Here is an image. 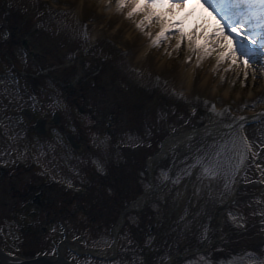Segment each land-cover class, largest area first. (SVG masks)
Masks as SVG:
<instances>
[{"label":"rangeland","instance_id":"obj_1","mask_svg":"<svg viewBox=\"0 0 264 264\" xmlns=\"http://www.w3.org/2000/svg\"><path fill=\"white\" fill-rule=\"evenodd\" d=\"M78 1L0 0V6H4V9L0 8V18L4 21L3 25L5 24L4 26H6V24H9L11 29L22 34H25L26 31L30 32L32 39L40 40V43L46 47L44 55H46L47 59L44 56L43 59H45H42V64L44 65L48 61L51 62L44 66L49 69V72L43 76L41 82L36 77L37 74L26 78L22 77L20 73H12L9 70L5 71L6 69H11L13 67L12 64L17 66L18 69L20 68L19 70H37L36 64L31 60L33 57L22 53L20 47L16 51L18 54L12 59L9 58L7 60V57L4 56V59L0 61V70L3 72H1L2 76H0V105H6L4 102L9 104V101L14 102V104L23 102L30 103L28 93H30L31 86L34 85L38 92L45 90L51 96H54L56 94L55 92H57V86L51 84L54 81L53 78L60 79L62 71L72 69L74 66H77L79 69L84 68L86 70L85 73L91 72L93 61H88L87 57L92 55V53H96V51H88L86 48H82L85 46L84 43L89 40V38L87 40L82 38L84 26L89 27L87 33L88 37H90L92 29L99 25L96 24L98 19L107 18V22L110 20L109 26L104 23L102 26L108 33L103 35L98 34L99 36L96 40L98 39L99 45H102L103 53L106 54L105 57L109 56L112 60L111 65L119 66L124 70L126 81L122 85L118 83L113 85L112 92L102 94L104 98L103 102L109 107V112L115 113L114 109H116V111L119 110V113L122 114L123 110L119 108L115 101H112L111 94L113 93L115 96H118L117 99L127 104L130 102L128 99H134L136 97L137 93H134L129 88L130 84L135 85L138 87V95L142 90V95L138 96L135 100H131L137 104L138 109H141V106L144 107V111H141L139 114L146 115L148 113V116H152L154 120L159 118V123L148 121V119L142 116L143 118H136V124L133 121L131 123L132 125H127L124 129L120 120L110 130L112 134H115L114 129L116 128L118 132L115 135H118V137H110V134H108L109 123L107 119L102 122V126L99 128L100 130L94 127V124L99 123L100 120L97 123H88L87 129L92 126L93 136L90 137V141L93 148L83 151L74 150V153L72 152L74 154L73 157L71 156V152H63L64 149H68L63 146L60 151L62 152V156H60L61 160L60 158L56 159L52 157L53 150H50L51 147L46 146L43 148L41 146L42 144L36 146L38 156L41 155V159L44 162L46 161L48 166L52 169L56 165L60 166L59 172L62 173L61 180L63 183L74 184L73 191L63 196H57V199L63 200L65 204L70 203V208L74 212V215L70 214L67 218L63 215L64 221L69 225H73V227L75 224L77 225V227H74L71 236L76 238L78 237L77 235L84 232L89 242L93 243L96 247L103 248L110 245L112 236H110L109 231L113 233V226L116 223L117 217H119V211L124 207L122 203L124 200H121V197H119L121 187L126 185V191L128 192L127 198H136L144 188L149 186L147 159L154 152L145 150L141 145L145 144L148 146L152 143L150 134L148 133L152 130H150V127L155 126L156 130L158 125L159 127H164L162 132L165 131V139L175 129H181L183 127L191 128L201 124L202 121L207 122L212 120L211 109L213 105L218 107L219 114L222 113L219 116L224 120L237 119L247 113L264 110L263 71L260 70L258 63L251 64L249 68L245 69L239 61L236 64H231L227 59H224L218 65L216 64L215 68V82L220 87L218 92L210 93L208 90L197 87L189 90L182 86L181 88L178 84L176 85V78L172 75L170 69H160L156 59L159 62L165 56L168 58L166 61H170L171 65H178L186 59L188 54L191 56L193 50L189 48V39L193 41L192 38L181 39L179 30H168V34L166 35L165 33V35L169 38L161 41L158 47H151L153 56H148L149 58L143 57L141 60L136 58L132 53L133 48L130 46V43L127 40L123 41L119 33L116 34L115 29L110 25L111 20H114L116 23L119 19V17L117 18L119 13L115 11L116 0H112L111 5H105L101 3V0H81L80 12L76 7ZM101 6L102 11H98ZM164 9L169 11V6ZM78 19H80V22L77 24L76 21ZM140 19H142V16H136L131 20L124 17L121 19L120 24L122 29L130 26L137 30L135 24ZM105 26H108V28ZM16 27H18V30ZM157 29L158 26L153 23L149 28H145V32L150 31L153 34V31ZM7 33V29L0 31V38L6 37ZM140 34L145 37L140 31H138L136 36L142 39L139 36ZM209 36L211 34L207 33L205 38ZM146 38L150 40L149 37L146 36ZM178 41L180 43L179 48L176 47ZM205 43L206 39L204 41ZM94 49L98 50V48ZM168 53H171V55H168ZM100 55L103 56L102 53ZM54 56H57V58L55 61H52L51 58ZM206 57H209L210 60H214L217 63L215 53ZM77 59L79 60L77 61ZM80 59H83V62L81 61L80 63ZM71 61L74 62V64L72 63L73 65H66V63ZM246 71L248 73L247 78H245ZM75 72L74 70V74ZM48 74H51V76ZM81 78L82 76L75 77L74 79L76 81L74 85L78 86V88L77 86L74 88V96L81 95V89H79V81ZM89 80H91V77L84 79V81ZM30 82H34V84ZM128 82L131 83L127 84ZM153 89L157 90L155 96H151L152 94H150ZM227 89L230 91L228 94L226 93ZM70 90L71 88L68 86L67 92H70ZM45 91L44 98L41 100L42 102L47 103L50 99H55L56 101V97L51 98L50 96H46ZM95 94L98 95L99 90H96ZM156 101H158V104L155 103ZM79 102L86 108L90 105V102L86 103L84 98H80ZM67 107L69 108L70 106L67 104ZM2 112L4 111L0 113L3 114ZM150 112H152V115H150ZM62 115L68 119L69 131L78 136V131L72 128L74 127L72 124H74V115H76V112L73 111L71 116L69 112H64ZM133 115L134 113L131 110V114H126V118H133ZM89 120H91L89 117H85L78 125L81 126V123L83 124ZM178 124V127L173 128ZM242 135L252 145L251 153L256 148H264V144H262V140H264V121L250 124L243 130ZM162 136L161 134L157 137V146L154 149L162 146ZM212 142L213 140H208L202 143L199 140L194 143L180 157L177 170L171 177L170 182L161 184L164 179L169 177V166L175 156V153L170 152L171 154L168 158L155 169L154 177L156 183L160 185V192H154L148 200L149 204L141 211L137 212L133 210L128 212L125 221L126 225L129 227L135 226L140 221V219L138 220L139 214L143 216L142 223H144L143 227L146 229H148L150 224L156 228L163 224V229L160 230V234L168 235L172 231L175 236H178L177 240L180 241L183 240V232L189 231L190 233V229L195 230V233L200 236L201 232H203L202 229H204L201 224L203 222V216H206L207 221L214 216L217 202L220 201L222 195V199H224L230 192L225 189L226 180L223 176L219 179H212L211 177L203 176L198 171L194 177L188 178L194 169L199 166L196 164V158L198 156L205 158L204 152L209 149L213 144ZM19 145H16L18 150ZM231 147V144H229V148ZM233 151L230 160L224 159L225 154H221L220 156V160L223 161V170L228 174L227 183L229 185L235 170L234 168H236V156ZM66 156L69 157V160H67L68 162L64 167L62 162L65 163ZM215 159L213 157L214 164ZM94 161H98L100 167H97ZM250 163L251 161H249L248 165H251ZM97 180L101 187L95 190V186L92 184ZM200 180H205L204 184H201ZM246 180H249V178ZM256 181H258L257 178ZM207 184L211 185L214 189V196L211 201L205 200L204 198V190H207L205 188ZM207 193H209L208 190ZM108 196H110V199H107ZM67 201H71L72 203ZM61 205L64 209L63 204ZM243 210L239 208L238 212L241 213ZM8 222L11 223V221ZM166 224L169 226L166 227ZM41 226H45V223L42 222ZM124 226L121 228L119 247L121 248L123 243L122 250L125 251L128 248L132 250L134 246L131 240L129 247H125L126 244L128 245V242L124 229L128 228ZM5 231H7L6 236L8 239V244L6 243L5 245L10 250L19 252L21 249L20 242H17L19 241V231L17 233L11 229ZM52 235L58 237L59 231L52 232ZM61 235L60 233V237ZM202 239L194 237L188 246L196 245ZM207 240H210V238H207ZM79 241L80 243L83 242L81 238H79ZM226 241H221V243ZM24 243V253L28 254L34 251L41 252L43 250H49L56 244V241L49 239L38 241L37 235H32L27 237ZM219 246L222 247V245ZM151 248L160 249L161 246L158 242H155ZM67 254L68 257L73 258V261H77L80 264H108L107 261H101L83 253L68 252ZM153 259L157 260V257ZM119 263L121 264V261ZM238 263L241 264L240 261ZM149 264L151 263L149 262ZM185 264H191L190 260L186 261Z\"/></svg>","mask_w":264,"mask_h":264},{"label":"flooded vegetation","instance_id":"obj_2","mask_svg":"<svg viewBox=\"0 0 264 264\" xmlns=\"http://www.w3.org/2000/svg\"><path fill=\"white\" fill-rule=\"evenodd\" d=\"M3 23L4 21L0 18V31H3L4 29L8 30L6 37L0 38V61L4 59V56L7 57V60L15 57L18 54L16 53L17 48L20 47V51L27 54V56L31 55L33 57L31 60L36 64L38 71H30V76L37 74L36 77L38 80H43V76L47 75L44 70V66L49 62H45L44 65L42 64L43 57L45 56L46 59L47 57L44 55L46 50L44 48L40 49V40L32 39L31 34L28 31H26L25 34H22L14 29H11L9 24L4 26L5 24L3 25ZM16 29L18 30V27H16ZM41 51L42 53H40ZM48 75L51 76V74ZM105 82L98 83V81H95L92 85L93 91L97 88L107 91L110 81ZM6 87H8V85H6ZM74 93L75 90L72 91L71 95L73 102L78 99L77 96H74ZM43 98L44 96H41L39 98L40 101ZM60 100L61 97H56L57 102ZM96 100H100L99 107H96L94 112L93 108L89 109L91 115L94 113L95 116H98L99 114L98 119L100 122L94 124L96 128L99 129L102 126V122L106 120L105 113H109L108 133H111L110 130L112 127L117 122H120V120L124 129L126 128L128 119H125V117L121 119L120 115L117 114L118 111H116V109H114L116 115L109 112V107L103 102V97ZM40 101H38L37 112H29L21 103L14 104L11 101H9V104L4 102L6 105H0V109L3 111L8 109L9 112L6 114L10 117L18 118L13 119L10 122L13 126L11 134H24L27 132L28 134L33 133L34 135L39 136L40 141H42L45 146H52L53 144H56L55 148H58L59 141L57 135L65 134L63 130L58 128L62 125V117L59 113H55L56 108L51 109L50 104L52 101H49L48 103ZM13 108L16 109L17 112H13ZM83 109L84 108H81V110ZM74 126L75 130L78 131L79 137H82V135L87 131L86 127L79 126L78 124H75ZM117 132L118 131H116L115 128L114 133L117 134ZM35 168L36 166L30 161V159L20 157L14 147L0 145V220H3L2 217L4 216L2 215H23L25 218L31 217L33 220L32 222L30 220H24L26 223L17 224V227L23 229L27 226L34 228L41 221L46 224L53 223L61 214H63L65 218L70 215L69 204H64L65 209L61 207L62 203L59 199H57V195L60 191L53 187V182L47 181L46 172L38 175ZM136 229L140 233L143 231L142 225L136 226ZM252 248L255 249V246H252ZM231 250L232 262L230 264H239L238 261L240 260H236V254L238 252L237 248H233ZM256 251V255H260L261 253H264V248L260 249L257 247ZM217 252L221 256L228 255V252L222 247L219 248ZM260 259L264 260V255H260ZM240 263L256 264L253 259L250 262L240 261Z\"/></svg>","mask_w":264,"mask_h":264},{"label":"snow or ice","instance_id":"obj_3","mask_svg":"<svg viewBox=\"0 0 264 264\" xmlns=\"http://www.w3.org/2000/svg\"><path fill=\"white\" fill-rule=\"evenodd\" d=\"M200 2L217 18L218 27L213 28L211 36L205 38L206 43L203 46L194 45V41L189 39V48L198 53L197 66L204 57L215 53L217 64L227 59L231 64H236L239 61L245 69L254 63L264 67V0H198V3ZM101 3L111 5L112 0H101ZM184 3L186 0H116L115 11L119 13L127 7L130 9L126 14L127 19L131 20L136 16H142V19L135 24L137 30L149 37V47H158L162 40L168 39L165 33L168 31L171 21L166 18V14L158 13L156 9L171 6L169 7V12H171L173 8L182 6ZM153 23L160 28L155 37L150 31L145 32V28H149ZM176 23L179 24L182 21H176ZM82 36L85 40L88 39L86 25ZM185 36L186 34L181 30L180 38L184 39ZM176 47H180L179 41ZM190 59L191 57H187L186 62ZM247 75L246 71L245 78ZM212 109L215 110V105L212 106ZM218 115H222V113ZM243 119L245 118L242 117L241 120ZM254 119L264 121V114H260ZM238 127L242 129V125ZM208 136L213 138V144L204 152L205 158L199 156L196 158V164L199 165L198 171L203 176L212 179H219L223 176L226 180L225 189L231 191V187L227 183L228 174L223 170V161L220 160V156L225 154L224 159L230 160L232 151L237 149L238 145L239 150L236 151V156L239 163L235 169L238 174L240 167L244 165L248 154L252 151V145L246 137L239 136L236 129H231L227 138L221 136L216 139V134L212 132H209ZM229 144H231V148H229ZM262 144H264V140H262ZM255 155L258 153H253V156ZM213 157L216 158L215 164ZM94 163L100 167L98 161H94ZM231 180L234 182L235 176H232ZM204 238L207 239V233ZM246 255L256 264H264V260L260 259V255H264V253ZM196 264H206V262L201 259L196 261Z\"/></svg>","mask_w":264,"mask_h":264},{"label":"bare ground","instance_id":"obj_4","mask_svg":"<svg viewBox=\"0 0 264 264\" xmlns=\"http://www.w3.org/2000/svg\"><path fill=\"white\" fill-rule=\"evenodd\" d=\"M81 5H82V2L81 0H79L78 3L76 4V7L79 12L81 11ZM176 8H179L177 9L176 21H182L183 24L181 25L175 24L174 27H179L185 32H190L191 29H194L196 32L197 30L204 29L205 31L212 33L213 28L218 27L217 18L210 13V10H208L205 6H203L202 2L198 3V0H186V3H184L182 6H177ZM129 10L130 9L126 7L125 11H122L121 13L119 12L117 16V18L119 17V19L118 21H116L114 25L116 29L122 28L120 24L121 19L126 17L127 11ZM98 11H102V6L99 8ZM100 16L102 17V15ZM106 19L101 18V19H98V21L100 23L105 24ZM111 21L114 22V20H111ZM120 30H121V34L124 39L128 40L129 42L137 43L136 44V49H137L136 58L142 60L143 57L153 56L152 53L150 52L151 49L149 48L148 45H146L148 44V42L136 36L139 30H135L131 28L130 26L124 27L123 29H120ZM97 31L98 30L96 27L91 33L92 36H96ZM197 58H198V55L196 56L194 61H193L194 59L193 57L187 62H186V59H184L178 65H171L170 61L169 62L166 61L168 58L164 56V59L160 60L159 62L156 59V62L160 69H170V72L176 78L175 79L176 85L178 84V86L180 87L181 86L185 87L188 90L198 87L203 90H208L210 91V93L218 92L219 85L217 82H215L216 62L204 57L202 60H200L199 66H197L196 64ZM263 88H264V71H263ZM229 92H230L229 89H227L226 93L228 94ZM255 116H258V115L252 114L251 117H255ZM245 121L246 119L221 120L217 118L214 120V122L207 124L206 127L202 129V131L193 130L194 128L183 129V130H180V132L177 134L173 133L171 137L172 139H169L168 141H166L164 148L168 150L172 145L188 146L192 139L197 138L195 136L196 134L205 135L202 133H207L205 136H208V133L212 132L216 134V139H219L221 136L226 137V132H230L231 129H236L237 132H241L242 129L244 128ZM240 125H242V129L238 127ZM218 133H225V134L217 135ZM208 140H213V138L207 137L206 141ZM206 141H201V142L204 143ZM196 142L197 141L193 142V144ZM200 182L202 184L205 181L200 180ZM210 191H213V187H211ZM204 198L205 200L211 201L212 195H210L209 193H206L204 195Z\"/></svg>","mask_w":264,"mask_h":264},{"label":"water","instance_id":"obj_5","mask_svg":"<svg viewBox=\"0 0 264 264\" xmlns=\"http://www.w3.org/2000/svg\"><path fill=\"white\" fill-rule=\"evenodd\" d=\"M9 263V264H52V262L50 260H47L44 257H40L37 259H30V260H24V261H20V262H14L11 260H7L6 258H4L3 256L0 255V264H4V263ZM54 264H64L63 261L59 258L57 260H55L53 262Z\"/></svg>","mask_w":264,"mask_h":264}]
</instances>
